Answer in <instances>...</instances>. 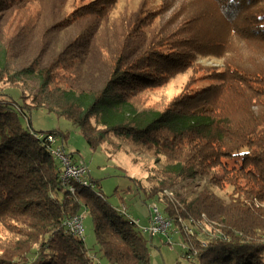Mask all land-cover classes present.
Wrapping results in <instances>:
<instances>
[{
    "label": "trees",
    "instance_id": "obj_1",
    "mask_svg": "<svg viewBox=\"0 0 264 264\" xmlns=\"http://www.w3.org/2000/svg\"><path fill=\"white\" fill-rule=\"evenodd\" d=\"M180 2L175 19L191 14L181 24L159 21L155 34L135 42L139 24L161 17L155 9L149 19L138 14L140 23L128 17L118 40L89 44L92 22L77 35L68 31L87 16L103 19L115 0L33 23L24 0H0V84L27 93L23 105L0 100V264H97L65 226L82 212L105 264L150 262L148 241L125 211L85 180L63 181L48 142L60 134L21 126L19 114L37 109L67 119L92 150L116 141L154 163L163 158L147 197L162 203L197 264H264V0ZM204 58L221 64L199 77L209 84L195 89L187 80L166 104L145 105L144 95ZM216 168L221 180L212 176ZM196 179L204 184L193 197L168 201L166 192ZM224 185L223 199L212 188Z\"/></svg>",
    "mask_w": 264,
    "mask_h": 264
},
{
    "label": "rangeland",
    "instance_id": "obj_2",
    "mask_svg": "<svg viewBox=\"0 0 264 264\" xmlns=\"http://www.w3.org/2000/svg\"><path fill=\"white\" fill-rule=\"evenodd\" d=\"M107 1L24 0L31 23H33L32 19H39L40 22H45L50 17H53L55 20H63L78 7H80L82 13L95 11V8H100L101 4L104 5V2L106 3ZM180 3V0H115L106 17L101 19L87 16L82 19L80 24L75 23L68 32L69 35H77L78 32L86 27L87 22L90 21L92 24L88 28L91 32L87 40L88 43L105 44L107 41H116L121 37L122 25L124 21H127L128 17H135L134 19L140 23V18L149 19L153 13L160 12L161 17L155 18L150 23L151 25L146 24L148 22L145 20L142 25L139 24L140 32L133 38L135 42H138L145 37V33L150 35L152 33L155 34L158 30V25H160L157 24L159 21L164 23L173 18L174 22L172 24L176 26L187 20L191 14L183 13L175 19L174 12ZM150 11L154 12L151 14L146 13ZM220 68L221 64L219 61L217 62L210 58L199 59L195 61L192 70L177 75L167 85L144 95L145 105L151 108H159L161 105L166 104L179 93L187 80L191 81L195 79V84L194 86L192 85L195 89L202 86L205 87L209 84V81H198L199 77L206 74V72H218ZM193 88L192 90H194ZM26 94L19 86L4 87L0 84V100L14 101L18 105H23V97ZM28 114L29 116L19 114L21 126L39 134L49 131L59 133L60 135L54 138L55 142L60 144L62 142L65 154L67 156L71 155L72 160L83 164L85 168L83 179L91 185L92 191L102 195L112 207L124 210L126 212L125 217L137 223L134 228L148 241L149 264H197L194 255L187 254L188 245L190 248L191 245L185 242L179 232L172 226L166 213L163 211L162 203L157 201L155 197H147L148 190L145 189L151 188L154 184L151 175L154 173L158 176L162 172L163 158H160L158 163H154L155 161L150 153L132 145L116 141H113L114 146L104 144L92 150L83 139L80 131L72 126L67 119L43 109L31 110ZM28 121L30 126H28ZM212 176L221 180L223 178L221 169L216 168ZM203 184V180L199 179L182 182L172 192L168 191L165 194L168 196V201L172 202L173 206H176L178 195L186 198L193 197ZM212 190L224 199V193L227 192L228 186L224 185L222 188H212ZM154 207L157 209V213H155ZM82 215V238L84 243L90 249L91 257L96 255L105 264V261L100 258L97 247H95L92 219L83 212ZM156 215L160 216L162 220H167L169 224L163 231L152 234L151 220H154ZM156 225L158 223L154 224V226ZM162 227L160 228L162 229ZM206 229L205 227L202 230H205L206 233ZM184 230L188 234L194 235L192 227L185 226ZM202 230H200L201 235H197L198 240L199 242L206 243L207 238H204ZM4 234V230L0 228V240L3 239ZM194 240L197 241L196 238Z\"/></svg>",
    "mask_w": 264,
    "mask_h": 264
},
{
    "label": "built area",
    "instance_id": "obj_3",
    "mask_svg": "<svg viewBox=\"0 0 264 264\" xmlns=\"http://www.w3.org/2000/svg\"><path fill=\"white\" fill-rule=\"evenodd\" d=\"M48 142L50 143L51 146V154L61 163L62 165V179L63 181H68V180H75V181H81L84 180L83 176L85 173V168L83 167V164L81 163H76V164H72L67 155L65 154L64 150L62 147H55L53 146L55 143V139L52 136L48 137ZM72 191V189H70ZM124 211V210H123ZM154 211L155 213H157V209L154 207ZM82 220H83V215L78 214L76 216L71 217L70 219H68L65 222V226L68 228V231L72 234L75 235L77 237H81L82 238V233H83V229H82ZM134 222V221H133ZM152 222V226H151V233H156V232H160L163 231L166 226L169 224V222L167 220H162L160 218V216L156 215V217L154 218V220H151ZM135 224H137L136 222H134ZM156 226H154V224H157ZM161 226L162 229L160 228ZM94 261H96L95 256L91 257ZM98 264V262H97Z\"/></svg>",
    "mask_w": 264,
    "mask_h": 264
},
{
    "label": "crops",
    "instance_id": "obj_4",
    "mask_svg": "<svg viewBox=\"0 0 264 264\" xmlns=\"http://www.w3.org/2000/svg\"><path fill=\"white\" fill-rule=\"evenodd\" d=\"M53 146L57 147V146H61V145H60V143L55 142ZM95 259H97V258L95 257ZM96 262H98L99 264H103L101 260L96 261Z\"/></svg>",
    "mask_w": 264,
    "mask_h": 264
}]
</instances>
